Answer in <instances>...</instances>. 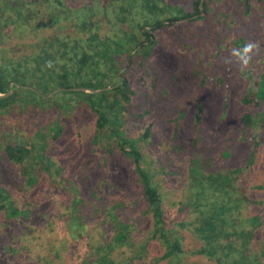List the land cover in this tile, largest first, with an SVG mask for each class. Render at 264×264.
I'll list each match as a JSON object with an SVG mask.
<instances>
[{"label":"trees","instance_id":"16d2710c","mask_svg":"<svg viewBox=\"0 0 264 264\" xmlns=\"http://www.w3.org/2000/svg\"><path fill=\"white\" fill-rule=\"evenodd\" d=\"M70 2L0 0V114L15 108L31 113L45 110L50 105L57 108L53 120L41 123L31 133L15 124L3 123L0 157L6 156L19 169L17 175L25 184L21 185L25 191L43 177L42 171L49 177V185L56 186L61 180L59 168L46 154V144L63 128L60 116L68 113L65 111L67 106L74 100L85 103L95 114L94 136L99 138L106 133L108 143L117 146L131 161L141 186V197L146 203L145 211H150L152 217V232L164 245L160 257H168L174 264H184L181 260L182 235L173 229L175 222L164 217L161 195L151 174L142 169L141 151L120 129L117 110L129 91L126 79L121 76L130 64L142 65L144 57L158 43L176 56L178 68L189 65L193 57L198 56L195 52H202V48L208 46L212 49L208 71L214 68L217 73L220 69L217 57L222 52L227 54L228 44L240 48L248 41V33L264 30V0H73V5ZM178 32L180 36H177ZM260 38L264 40V35ZM101 61L103 70L98 66ZM187 68L196 77V89L213 77L206 70ZM256 75L255 88L248 89L242 101L259 106L264 104V71L258 70ZM255 113L243 112L236 132L238 138L250 137L253 148L259 142L255 127L264 124L261 108ZM199 119L200 113L194 112L193 121L197 124ZM148 129V126L144 127L141 135L146 136ZM252 161L253 149L244 163L231 170L236 176L228 178L225 185L227 198L216 194L210 185L209 191L201 187L193 192L182 206L192 217L177 224L192 226L200 240L196 250L212 258L214 264H264V181L249 184L244 175L240 176L241 170ZM254 187L262 191L251 196L249 192ZM90 193L95 197L96 187ZM35 206L38 208L40 204L36 201ZM120 206L95 208L99 212L105 211L111 223L97 226L93 222L92 228L96 233L111 230L105 241L88 245L83 256L76 245L82 238L78 237L82 236L81 229H86L87 220L84 214L78 216L73 211L77 207L74 203L63 204L67 213H56L57 217L67 215L73 230L71 234L65 229L66 238H62L58 246H54L50 237L44 250H34V245L25 242L18 247L26 251L24 256L30 264H67L69 256L76 260L80 258L75 264H135L144 257L142 245L127 255L116 258L110 255L116 244L132 243L128 223L118 220ZM0 209L4 219H13L11 235L16 227L22 241L30 239V235L31 240L40 239L45 236L40 230L44 229L45 233V229L51 228L50 222L44 223L45 228L36 226L33 219L28 222L31 208L19 207L10 192L1 186ZM95 216L98 218L97 213ZM100 217L101 222L105 221L106 218ZM70 239L76 243L74 249L70 247ZM16 247L8 244L4 252H11ZM62 251L67 252L66 258L61 257Z\"/></svg>","mask_w":264,"mask_h":264},{"label":"rangeland","instance_id":"374dc122","mask_svg":"<svg viewBox=\"0 0 264 264\" xmlns=\"http://www.w3.org/2000/svg\"><path fill=\"white\" fill-rule=\"evenodd\" d=\"M72 2L70 4L73 5ZM106 31L110 32L111 29L106 28ZM262 34L263 29L247 34L248 40L260 42L262 51L254 59L253 66L245 71H241L237 64L228 62L229 54L235 48L232 45L228 44L227 54L222 52L217 57L220 68L217 73L214 68L208 71L212 49L207 46L202 48V52L196 51L198 56H192V62L187 66L213 74L209 79L204 78L205 82L198 89L195 88L197 80L192 70L187 66L178 68L176 56L164 50L159 43L144 57L142 65L130 64L121 76L126 79L129 91L127 99L121 102L122 106L117 110L120 129L124 137L141 151L142 169L151 174L152 182L161 195L164 217L175 222L173 229L176 228V232L182 235L181 260L184 264H214L212 258L196 250L200 240L192 226L177 224L182 219L192 217L182 207L191 194L201 187L209 191L211 185L216 194H223L227 198L225 185L228 178L236 176L231 170L244 163L252 149L253 161L241 170L240 176L244 175L249 184L264 181V124L255 127L259 142L254 148L250 137L238 138L236 133L243 112L256 114L261 108L264 113V104L255 106L253 102L242 101L244 93L255 88L253 80L257 77V71H264ZM177 36H180L179 32ZM98 66L103 70L102 61ZM116 76H113V81ZM74 101L75 105L67 106L65 111L68 113L60 116L63 122L60 133L46 144V154L52 164L59 168L61 180L56 186L49 185V177L42 171L43 177L25 191L22 189L25 184L17 175L19 169L6 156L0 157V186L10 192L19 207L31 208L26 220L30 222L33 219L34 224L41 228H45L46 222L52 223L45 233L44 229L40 230L45 236L31 240L33 237L30 235V239L22 241L16 227L11 235L13 219H4L0 209L1 263L30 264L24 256L26 251L18 247L24 242L34 245V250H44L50 243L48 238L52 237L54 246H58L59 241L66 238L65 229L71 234L73 230L69 227L67 215L57 217L56 213H67L68 209H64L63 204L74 203L77 207L73 211L78 216L84 214L87 220L86 229H81L82 236L78 237L82 238L77 245L70 239V247L74 249L76 245L81 256L88 245L105 241L111 230L96 233L92 228L93 222L97 226L111 223L107 220L106 212L96 211V207L112 208L115 204H121L117 209L118 220L128 223L132 243L116 244L110 255L115 258L127 255L142 245L144 257L136 260L135 264H174L170 258L160 257L164 245L152 232V217L150 211H145L146 203L141 197V186L130 159L117 146L108 143L105 132L99 138L94 136V112L85 103ZM56 109V106L50 105L45 110L31 113L15 108L0 114V127L3 123L15 124L31 133L41 123L53 120ZM196 111L200 113L197 124L193 121ZM146 126L149 128L148 134L143 136L141 130ZM94 187L97 189L95 197L90 193ZM260 191V188L254 187L249 195L255 196ZM212 200L216 201V198ZM36 201L40 204L38 208ZM100 216L106 218L105 221L101 222ZM8 244L17 247L5 253L4 248ZM66 254V251H62L61 257L66 258ZM77 260L69 256L66 263L75 264Z\"/></svg>","mask_w":264,"mask_h":264},{"label":"clouds","instance_id":"9594fccd","mask_svg":"<svg viewBox=\"0 0 264 264\" xmlns=\"http://www.w3.org/2000/svg\"><path fill=\"white\" fill-rule=\"evenodd\" d=\"M261 51L260 42L248 40L242 47L231 50L228 62L237 64L241 71H245L253 66L254 59Z\"/></svg>","mask_w":264,"mask_h":264}]
</instances>
